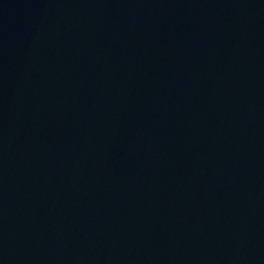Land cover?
Wrapping results in <instances>:
<instances>
[{
	"label": "water",
	"instance_id": "95a60500",
	"mask_svg": "<svg viewBox=\"0 0 264 264\" xmlns=\"http://www.w3.org/2000/svg\"><path fill=\"white\" fill-rule=\"evenodd\" d=\"M0 264H264V0H0Z\"/></svg>",
	"mask_w": 264,
	"mask_h": 264
}]
</instances>
